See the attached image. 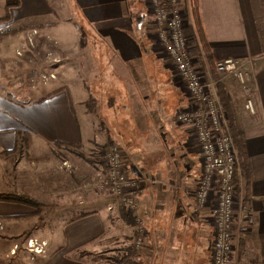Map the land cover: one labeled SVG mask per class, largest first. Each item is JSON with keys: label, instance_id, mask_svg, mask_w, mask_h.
<instances>
[{"label": "crops", "instance_id": "obj_1", "mask_svg": "<svg viewBox=\"0 0 264 264\" xmlns=\"http://www.w3.org/2000/svg\"><path fill=\"white\" fill-rule=\"evenodd\" d=\"M20 2V6L10 8V19L0 22V29L32 15L43 17L44 24L57 29L59 23L53 15L60 11L70 22L72 36L78 38L74 25L83 28L98 41L107 61L99 70L94 66L91 69L94 53L86 59L77 43L72 46L66 42L68 35L59 36L65 61L57 80L46 94L23 99L9 94L4 84V59L11 49L7 42L14 39H0V190L3 163L13 170L12 163L5 159L11 160L20 132L30 135L29 152L52 160L55 143L80 141V146L86 148L92 139L103 143L96 132L104 131L103 137H110L129 156L125 166L128 174L145 179L137 197L148 243L135 249L133 224L116 211L109 216L103 204L93 206V193L87 189L72 186L69 192L67 186L60 185V197L52 201L48 185L29 194L54 203L61 212L77 213L53 229L56 239L43 236L48 240L45 256L25 250L17 257V252L14 257L7 256L9 248L17 244L13 240L0 251V262H6L7 257L12 258L7 262L20 258L26 264H206L211 238L209 212L207 207L198 209L194 200L201 164L188 144V130L171 121L174 111L187 107L191 100L158 47L145 0ZM0 3L2 7L4 0ZM179 7L185 14L183 31L189 39L190 55L197 60L200 53L187 11L188 1L180 0ZM198 15L212 60L232 57L249 61L253 75L249 96L254 112L245 108L247 95L233 76L209 71L206 80L213 94L217 83L224 88L239 132L240 152L235 148L239 159L236 216L230 229L233 253L239 257L234 264H264V0H198ZM73 94L76 109L71 104ZM87 105L91 110L86 109ZM120 123L126 127L111 132L112 126ZM3 150L9 152L1 153ZM245 206L253 220L248 233L242 235ZM46 209L51 210L48 206ZM36 217L32 207L0 199V220L4 224L0 235L31 232V220ZM30 236L35 235L26 238Z\"/></svg>", "mask_w": 264, "mask_h": 264}, {"label": "built area", "instance_id": "obj_2", "mask_svg": "<svg viewBox=\"0 0 264 264\" xmlns=\"http://www.w3.org/2000/svg\"><path fill=\"white\" fill-rule=\"evenodd\" d=\"M180 0H145L148 11L156 30L158 46L163 48L165 60L175 72V78L181 82L182 89L188 94L191 103L187 107H179L172 114L171 120L177 125H183L189 132L188 144L198 155L201 168L194 190V200L198 209L207 207L208 224L211 229L209 240V257L206 264H234L233 245L230 229L236 216L235 198L237 187L233 182V174L237 165V154L231 136L227 131V120L222 111L217 96L209 90L206 78L209 68L204 61L198 63L190 55L188 39L183 31L185 14L179 7ZM34 31V32H33ZM27 37L26 45L32 46L36 31ZM58 47V41L48 43ZM29 46V48H30ZM21 50L16 54L21 55ZM40 58L47 69L34 71L43 82H48L56 76L53 68L60 62L62 54L44 52ZM249 61L226 57L214 61L215 72L233 76L240 88L247 95L245 108L254 112L250 95L253 75L248 68ZM39 77V76H38ZM40 79V77H39ZM106 171L102 184L112 193L113 201L108 209L116 206L139 224L136 232H141V219L138 216L139 201L136 194L145 179L131 177L125 166L128 155L119 147L113 146L106 152ZM244 223L240 226L241 233H247L252 223L251 216L246 211ZM136 244L141 241L136 238ZM44 242L35 238H27L24 249L31 254L44 251ZM17 248L13 245L11 253ZM247 264H261L249 262Z\"/></svg>", "mask_w": 264, "mask_h": 264}, {"label": "rangeland", "instance_id": "obj_3", "mask_svg": "<svg viewBox=\"0 0 264 264\" xmlns=\"http://www.w3.org/2000/svg\"><path fill=\"white\" fill-rule=\"evenodd\" d=\"M5 3V0H4ZM21 4V2H20ZM53 6V3L51 2ZM20 6V5H19ZM181 8V7H180ZM5 13L4 4L1 7L0 3V17H2ZM67 17L62 12H57V15H53V19L59 23V27L57 29L54 26H47L44 21L43 17H38L35 15L23 17L21 20L17 21L16 23L12 24V26L4 27L0 29V32L4 30H13L15 28L23 27L18 32L14 31L9 32L7 34L0 33V39L2 38H9L14 39L13 42L8 41L7 45L11 47L10 53L4 59V67H5V82L4 84L9 87V94L19 96V98L25 99H34L41 94H46L49 88V85L57 80L58 73L62 70L63 63L65 61V56L63 55V49L60 45V37L62 35H68L70 38L66 40L72 46L78 45V51L85 56L86 59H89L90 56L95 57V61L90 63V68L94 66L96 70H99L105 65L107 61V54L102 50L100 44L96 39H91L90 34L83 30V28H79V26L74 25V29L78 30V41L75 36H72L73 30L70 25V22L66 19ZM10 19V9L8 19ZM5 20V21H7ZM2 22V21H1ZM154 25V24H153ZM155 29V28H154ZM36 31L35 34V41H32V46L26 45L28 35L33 31ZM34 32V31H33ZM59 37V38H58ZM76 39V41H75ZM53 40L58 41V47L50 46L48 43L51 44ZM189 40V39H188ZM30 46V48H29ZM160 51L163 54V48L158 46ZM189 47V45H188ZM21 50V55H17L16 51ZM44 52H53L54 54H62L63 59L60 62H57L54 66L53 70L56 72V76L51 79L50 81L43 82L40 76V72L38 75L34 73L35 70L41 68L42 70L47 69V63L44 64L40 59L42 55L45 56ZM63 52V53H62ZM89 57V58H88ZM84 58V61H85ZM203 58L200 56L198 59V63L201 62ZM166 61V60H165ZM91 62V61H90ZM61 68V69H60ZM73 72V70H71ZM40 79H39V77ZM73 81L74 75L72 74ZM4 81V80H3ZM71 104L73 105V109H76V95L73 94L71 98ZM90 103V101H89ZM91 104V103H90ZM86 109L91 110L90 107L87 105ZM182 125V124H181ZM126 127V124H116L113 125L111 128V132L117 131L118 129H123ZM100 134V138L103 143L98 142V140L92 139L91 142L88 144L86 148L83 146L78 145H71V146H63L55 143V149H52L53 159L52 160H44L41 162H28L26 161L27 154H32L29 152V147H27L26 142L23 144H19L17 150H14V154L12 155L11 160L5 159V162L9 161L12 163L13 170L11 169L10 164H4V171L1 174V179L3 180V189L0 190V194L5 196L10 195H22L28 196L38 203L35 206L27 205L32 207L37 217L31 220V226L26 234H21L18 236H2L0 235V251L2 248L6 246L8 248L9 245H12V241L15 240L18 244L17 248L14 249V252L11 253V249L13 245L8 250L7 256H15L16 252L17 255L24 251V245L26 239L29 238L30 234L35 236H30V238H35L38 241H42L45 243L43 246L44 251L39 253L38 255L45 256L47 254V244L48 240L44 237H53L54 239L57 238L56 233L53 232V229L60 226L62 222L66 220H70L77 211L74 212H61L54 203L50 201H40V198L37 196L36 198L29 194L30 190L35 188H40L39 190L43 189L50 185L51 187V199L52 201L55 198L60 197L59 190L60 185H65L69 188V192L72 190L70 189L72 186H78L82 189H87L89 192H92L93 195L90 196L93 202L91 203L93 206L97 204H103L105 209L107 210L109 216L114 211L118 212V214L123 219L122 215L125 213L116 206L117 202H114L115 207H111L108 209V204L113 201L112 193H110L107 188L102 184V180L105 175L106 171V152L113 146L119 147V145L113 142L110 137L106 138L103 137V134L106 136L104 131L96 132V135ZM30 136V135H29ZM68 143V142H67ZM30 146V143H29ZM82 147V148H81ZM121 149V148H120ZM122 150V149H121ZM123 151V150H122ZM124 152V151H123ZM127 154V153H126ZM33 155V154H32ZM35 156V155H34ZM129 157V156H128ZM12 161V162H11ZM129 161V159H128ZM2 163H0V168ZM1 172V170H0ZM43 192V191H42ZM41 192V193H42ZM10 194V195H8ZM138 194V191L135 195ZM138 196V195H137ZM84 197V196H83ZM24 205V204H23ZM85 205V204H84ZM108 205V206H107ZM49 207L51 210H47L46 207ZM63 206V205H58ZM80 211V210H79ZM82 213V211H80ZM126 214V213H125ZM57 215H63L61 220H58ZM128 215V214H127ZM139 216V215H138ZM131 217V216H130ZM252 218V217H251ZM133 224V247L135 249H140L147 245V238H146V227L142 226V234L141 232H136L138 229L139 224H136V221L133 217L130 218ZM141 219V218H140ZM253 220V218H252ZM60 221V223H59ZM142 223V221H141ZM4 227L3 222L0 220V230ZM27 230V231H29ZM248 233V232H247ZM247 233H242V235H246ZM37 235V236H36ZM44 236V237H43ZM138 238L141 243L136 244L135 240ZM26 251V250H25ZM27 253L31 254L30 252L26 251ZM25 252V253H26ZM15 253V254H14ZM34 255V254H33ZM37 255V254H36ZM87 255V254H86ZM13 256V257H14ZM235 256V259H234ZM109 258V257H108ZM6 262H0V264H26L27 262H21L17 258L14 261L16 262H7L10 261L12 258H5ZM233 262L238 261L239 257L235 253H233ZM90 260V258H89ZM92 261V260H90ZM129 261V260H128ZM100 262H103L102 260ZM130 262V261H129ZM244 262V261H241ZM32 262H28L30 264Z\"/></svg>", "mask_w": 264, "mask_h": 264}, {"label": "trees", "instance_id": "obj_4", "mask_svg": "<svg viewBox=\"0 0 264 264\" xmlns=\"http://www.w3.org/2000/svg\"><path fill=\"white\" fill-rule=\"evenodd\" d=\"M188 1V9L187 11H189L190 14V18L192 20V31H193V35L195 36L196 42H197V47H198V51L200 53V56L203 58L202 61H204V63L206 62L209 71L210 72H215V68H214V61L211 58V53H210V48L207 44V41L204 37L200 22H199V15H198V0H187ZM20 5V0H5L4 3V9H5V13L2 17H0V22L1 21H5L8 19V15H9V9L12 7H17ZM23 27L20 28H15L13 30H4L2 32H0L1 34H7L9 32H18L19 30H21ZM199 56V57H200ZM199 57H197V60L199 59ZM201 61V62H202ZM200 63V62H199ZM174 75L175 72L173 71ZM215 95L217 96L218 102L221 106L222 111L225 113L226 116V120H227V131L229 132L232 142L234 144V147L236 148V150L238 152H240V145H239V140H238V136H239V132L237 131L234 121H233V117H232V112H231V105L228 101L226 92L224 90V88L222 87L221 84H216L215 86ZM183 107V106H181ZM179 108V107H178ZM177 108V109H178ZM176 111V110H175ZM174 111V112H175ZM172 117V116H171ZM172 121V120H171ZM173 123V122H172ZM175 124V123H174ZM177 125V124H176ZM23 142H26L27 147H29V133L26 131L20 132L18 134L17 139L15 140V144L13 147V150H17L16 148H18L19 144H23ZM80 143V141H77L74 144H70L67 142H57L56 144L59 145H63V146H71V145H78ZM9 151L7 150H3V152L1 153H8ZM240 155V153H239ZM48 156H34L32 154H27L26 157V161L28 162H41L44 160H47ZM237 165L236 167L239 165V159L237 156ZM236 167H235V171L233 174V182L236 181ZM106 168V167H105ZM139 192V191H138ZM10 195V194H8ZM0 199L2 200H9V201H14V202H19L20 204H24V205H32L35 206L37 205V201L28 197V196H22V195H10V196H5L3 194H0ZM123 219L127 220L129 223L132 224L131 221V217L125 213H123L122 215Z\"/></svg>", "mask_w": 264, "mask_h": 264}]
</instances>
